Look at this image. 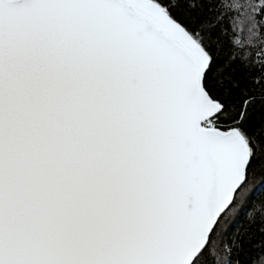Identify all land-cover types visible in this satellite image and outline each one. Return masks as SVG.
Instances as JSON below:
<instances>
[{"label": "snow or ice", "instance_id": "1", "mask_svg": "<svg viewBox=\"0 0 264 264\" xmlns=\"http://www.w3.org/2000/svg\"><path fill=\"white\" fill-rule=\"evenodd\" d=\"M202 5L0 0V264H217L264 181V56Z\"/></svg>", "mask_w": 264, "mask_h": 264}, {"label": "trees", "instance_id": "2", "mask_svg": "<svg viewBox=\"0 0 264 264\" xmlns=\"http://www.w3.org/2000/svg\"><path fill=\"white\" fill-rule=\"evenodd\" d=\"M262 5L264 0H203L197 15L200 19L213 23H216L219 16V27L223 29L225 54H227L229 42L238 39L244 46L245 56L259 63L264 56V8ZM238 72L243 75L244 69L238 68ZM259 119L260 114L257 113L255 121ZM262 204H264V181L257 179L249 202L239 215L229 218L222 230L220 240L213 248L217 264H220L221 259H229L226 255L228 249L224 247V244L236 241L240 237L245 238L244 250L231 257L233 264H236V261H240L241 264H251L253 259L259 258L258 250L264 247V233L258 223L253 224L250 221L253 218H259L264 212Z\"/></svg>", "mask_w": 264, "mask_h": 264}]
</instances>
